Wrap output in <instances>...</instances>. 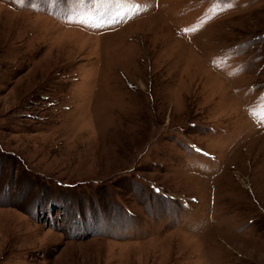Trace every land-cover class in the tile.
Returning a JSON list of instances; mask_svg holds the SVG:
<instances>
[{
    "label": "rangeland",
    "instance_id": "obj_1",
    "mask_svg": "<svg viewBox=\"0 0 264 264\" xmlns=\"http://www.w3.org/2000/svg\"><path fill=\"white\" fill-rule=\"evenodd\" d=\"M0 264H264V0H0Z\"/></svg>",
    "mask_w": 264,
    "mask_h": 264
}]
</instances>
